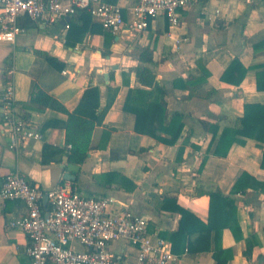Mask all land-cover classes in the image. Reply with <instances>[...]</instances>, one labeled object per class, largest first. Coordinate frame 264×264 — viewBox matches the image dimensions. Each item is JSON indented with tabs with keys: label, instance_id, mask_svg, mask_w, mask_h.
<instances>
[{
	"label": "crops",
	"instance_id": "0c3cea01",
	"mask_svg": "<svg viewBox=\"0 0 264 264\" xmlns=\"http://www.w3.org/2000/svg\"><path fill=\"white\" fill-rule=\"evenodd\" d=\"M104 1L122 6L127 23L118 34L104 29L88 11L79 10L70 16L69 28L58 31L59 21L49 25L43 19L20 15L23 30L16 41L0 42V184L8 172L19 170L43 190L70 183L85 195L115 198L145 217L149 232L162 233L171 247L168 236L178 229L181 214L162 208L164 200L175 199L177 205L207 222L208 193L220 190L236 198L242 232L237 238L230 228L223 230L222 247L232 251L227 264H264V191L248 188L233 193L244 171L264 181V142L246 137L244 143L234 142L227 155L215 154L224 127L244 126L245 104L264 105V0L200 1L182 11L183 24L171 33L162 15L145 31L130 27L136 0ZM177 37L184 38L178 45ZM145 47L152 51L149 66L157 83L166 91L165 116L181 115L183 127L174 144L135 130L136 115L125 109L131 88L157 93L155 86L143 85L133 70ZM235 57L246 68L238 84L221 77ZM9 68L14 70L15 100L27 118L26 128L42 133L40 139H26L18 151L10 147L2 120ZM205 69L209 71L205 81L189 97L190 89L182 81L203 76ZM175 80L179 85H174ZM40 89L69 112L79 109L88 114L95 108L100 115L105 111L103 122L93 128L87 158L72 172L75 180L64 178L71 163L65 127L68 113L29 104ZM88 91L86 103L80 106ZM95 92L98 107L94 106ZM145 101L138 96L132 99L135 106ZM212 127H217L216 135ZM155 132L169 137L159 129ZM25 211L22 200L0 205V264H31L26 252L29 237L7 224ZM249 246L250 258L244 254ZM176 247L179 259L173 264H216L213 252L203 249L201 231L187 236L183 252L179 253V243ZM110 248L130 264L137 260V247L125 241H115Z\"/></svg>",
	"mask_w": 264,
	"mask_h": 264
},
{
	"label": "built area",
	"instance_id": "2783aa9c",
	"mask_svg": "<svg viewBox=\"0 0 264 264\" xmlns=\"http://www.w3.org/2000/svg\"><path fill=\"white\" fill-rule=\"evenodd\" d=\"M200 1L203 0H136L129 25L142 32L162 15L171 33L183 24L182 11ZM79 10L88 11L114 34L127 23L120 4L104 0H0V42L16 41L23 30L18 23L20 15L54 25ZM69 26L68 22L64 25ZM183 39L177 37V45ZM13 72V68L7 70L2 120L10 147L18 151L26 139H40L42 133L26 128L27 118L19 112L15 100ZM7 200L25 203V213L9 219L7 224L26 232L31 264H130L111 250L115 241L137 247L134 264H173L179 259L170 242L149 232L145 217L115 198L85 195L70 183L43 190L21 171L13 170L0 184V205Z\"/></svg>",
	"mask_w": 264,
	"mask_h": 264
},
{
	"label": "trees",
	"instance_id": "16d2710c",
	"mask_svg": "<svg viewBox=\"0 0 264 264\" xmlns=\"http://www.w3.org/2000/svg\"><path fill=\"white\" fill-rule=\"evenodd\" d=\"M83 11L87 12L86 10ZM44 54L49 60L55 62V59L48 53ZM139 61L140 63L133 67L139 81L145 86H155L157 93L155 91L131 88L125 103V109L136 115L135 130L138 132H147L164 143L174 144L183 127V123L180 121L181 115L179 113H174L170 119L168 116H165L167 103L164 100V95L166 91L159 87L156 74L149 66L153 61V55L148 47L143 48L140 52ZM245 70L246 68L243 67L239 58L235 57L221 77L223 80L238 84L243 79ZM208 73L209 71L205 69L203 76L186 82L182 81L181 85L190 89L188 94L189 97L192 96L205 81ZM178 81L179 80H175L174 85H179ZM259 86L261 85L259 84ZM88 93L90 92L88 91L87 95L85 94L83 103L80 104V106L86 103ZM92 95L96 100L94 106L98 107L99 94L95 92V95ZM134 96L140 97L142 101L146 100L145 103H139V105L135 106L132 103ZM29 104L39 109L50 107L68 113V120L65 124L66 142L67 145H71L69 148L68 161L74 164H82L87 158L91 148V134L93 128L96 124L103 122L105 111L100 115L96 113L95 108L88 114L80 112L79 109L69 112L62 103L41 89L32 94ZM244 119L245 123L242 128H236L235 126L224 127L219 135L215 154L220 156L227 155L234 142L244 143V138L246 137H252L264 142V105L246 103ZM164 122H166V124ZM156 129L169 134V137L167 138L166 136L156 134ZM212 129L216 135L217 127H212ZM203 164L204 160L201 165ZM261 166L264 168V153ZM248 188L264 191V181H260L255 176L244 171L236 180L233 186V193L245 192ZM208 195L210 197V203L207 222L200 219L190 210L177 205L175 199L166 198L164 200L162 208L177 210L181 214L178 229L173 231L168 237L172 240V251L176 253L178 250L176 245L179 243V253H181L185 250L187 236L192 231H201L203 234V249L213 252L216 264H227L232 257V251L231 249L222 247L221 238L224 228H230L237 238L242 235L237 220L236 198L224 194L220 190L211 191ZM161 236L164 235L161 233ZM251 253L252 247L249 246L244 254L250 258Z\"/></svg>",
	"mask_w": 264,
	"mask_h": 264
},
{
	"label": "water",
	"instance_id": "95a60500",
	"mask_svg": "<svg viewBox=\"0 0 264 264\" xmlns=\"http://www.w3.org/2000/svg\"><path fill=\"white\" fill-rule=\"evenodd\" d=\"M69 19H70V17H65L64 19L59 21L55 27L56 28L55 30L56 31L60 30L69 21ZM104 77H105L106 81L109 80V71H106L104 73ZM78 170H79V166L77 164L69 163L67 165V171L64 173V178L67 180H75L76 175L74 173L77 172ZM72 172H74V173H72ZM43 200H44V203L47 202V195L44 196Z\"/></svg>",
	"mask_w": 264,
	"mask_h": 264
}]
</instances>
